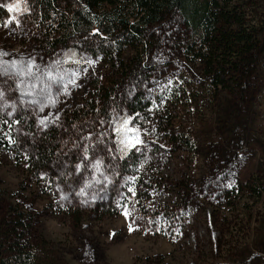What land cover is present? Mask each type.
Returning <instances> with one entry per match:
<instances>
[{"label":"trees","instance_id":"1","mask_svg":"<svg viewBox=\"0 0 264 264\" xmlns=\"http://www.w3.org/2000/svg\"><path fill=\"white\" fill-rule=\"evenodd\" d=\"M16 2L0 0V22L17 18L26 53L45 72L60 61L103 66L87 80L85 98L61 109L49 125L40 126L30 109L14 110L9 140L0 141L22 157L33 181L48 187L73 227L83 213L100 220L129 207L135 197L147 198L141 191L145 175L150 177L145 150L125 138L139 119L153 124L174 151L197 162L187 121L199 102H221L219 128L227 144L241 138L238 120L253 99L264 117V0H21V11L9 12ZM159 64L181 69L177 86L160 93L152 86ZM162 100L179 117L162 113ZM219 185L209 196L212 204L236 212L239 225L256 221L250 248L264 253V213L256 219L251 209L264 200V157L245 179ZM183 191L189 199L199 189L185 182ZM183 206L142 207L141 225L176 223ZM7 207L0 217V264H58L42 244L33 243L31 210L15 203ZM134 264H164V259L145 256Z\"/></svg>","mask_w":264,"mask_h":264},{"label":"rangeland","instance_id":"2","mask_svg":"<svg viewBox=\"0 0 264 264\" xmlns=\"http://www.w3.org/2000/svg\"><path fill=\"white\" fill-rule=\"evenodd\" d=\"M16 26L11 15L0 22V52L8 54L0 60L15 61L18 66L30 64L32 75L0 71V141L5 142L9 140L14 110L23 113L30 109L40 126L49 125L61 109L83 100L87 80L103 71L98 61L84 60L53 62L45 72L39 61L26 53ZM156 69L160 74L154 77L152 86L158 93L162 88L171 90L177 86L180 68L159 64ZM257 102L253 99L242 110L238 120L242 136L231 144H227L219 128L225 112L221 102H199L187 121L198 149L197 162L190 161L184 151H174L167 137L150 122L139 119L138 124H131L125 138L145 150L148 160L145 166L150 177L145 175L141 185L147 198L135 197L129 207L127 204L116 215H104L100 220L92 212L83 213L78 227H73L71 219L55 205L48 187L32 180L22 157L0 145V217L5 215L8 204L29 208L36 221L33 243L42 244L58 264H134L136 258L145 256H161L164 264H264V253L250 248L257 222L243 221L239 225L241 216L217 208L209 199L223 181L242 180L254 173L264 157V134L260 133L264 131V117ZM161 107L162 113L168 110L173 117H179L165 100ZM137 137L140 143H135ZM215 146L219 150L216 155ZM185 182L199 189L196 196L186 199ZM178 203L184 206L176 223L141 225L142 207L171 208L178 207ZM251 209L257 219L264 213V200ZM41 239L45 242L39 243ZM245 255H251V261H246Z\"/></svg>","mask_w":264,"mask_h":264},{"label":"snow or ice","instance_id":"3","mask_svg":"<svg viewBox=\"0 0 264 264\" xmlns=\"http://www.w3.org/2000/svg\"><path fill=\"white\" fill-rule=\"evenodd\" d=\"M20 3H21V0H17V2L15 4H10L8 6V11L9 12H13V11H21V8H20ZM24 3L26 4V0H24ZM28 9L25 7L23 9V11H27ZM13 20H16L17 23H19V21L17 20L16 17H13ZM12 21H9L8 23H11ZM8 55L7 53H4V52H0V57L2 56H6ZM31 65L30 64H24V65H21V66H18L17 63L15 61H12V62H5V61H2L0 60V71L4 72V73H9V72H12V70H15V75H23V76H29V75H32V72H31ZM49 76L51 75L50 73L48 74ZM3 97V92H0V98ZM43 123V121H42ZM141 141L139 140V138L137 137L135 139V143H140ZM127 215V213H125ZM132 230L131 226H130V231Z\"/></svg>","mask_w":264,"mask_h":264}]
</instances>
